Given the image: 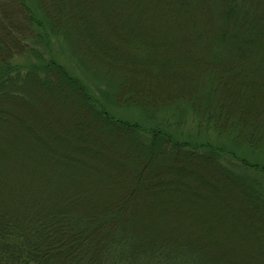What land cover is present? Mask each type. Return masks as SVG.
<instances>
[{"label": "rangeland", "instance_id": "1", "mask_svg": "<svg viewBox=\"0 0 264 264\" xmlns=\"http://www.w3.org/2000/svg\"><path fill=\"white\" fill-rule=\"evenodd\" d=\"M108 1L79 0L86 24L81 31L89 35L82 37L80 55H87L90 67L88 71L79 67V75L91 80L90 72L109 78L115 74L119 102L152 107L191 98L194 89L208 82L207 48L190 45L179 32V38L172 39L169 25L163 37L161 19L150 20L148 11L140 14L128 0L115 6ZM133 35L158 47L146 62L128 46ZM15 36L0 23V54L24 50ZM32 59L19 55L13 62L23 66ZM227 75L218 93L226 119L239 118L247 126L264 128V72L244 68ZM50 91L36 98L28 94L26 106L34 112L21 113L22 103H16L11 112L18 111L12 118L17 123L4 121L0 126V220L9 217L30 223L45 213L65 212L105 216L115 205L126 203L125 216L132 213L139 228L154 238L189 243L216 262L264 264L263 212L212 162L159 167L147 174L151 185L141 187L134 168L140 160L123 136H99L106 130L75 98ZM195 129L188 121L183 131ZM197 136L218 139L211 132ZM136 185L141 190L130 194Z\"/></svg>", "mask_w": 264, "mask_h": 264}, {"label": "trees", "instance_id": "2", "mask_svg": "<svg viewBox=\"0 0 264 264\" xmlns=\"http://www.w3.org/2000/svg\"><path fill=\"white\" fill-rule=\"evenodd\" d=\"M121 1L107 3L115 6ZM128 3L139 7L140 14L148 11L150 20L160 18L163 37L169 25L172 39L181 36L190 45L207 48L208 82L194 89V96L157 107L119 102L115 74L109 78L90 72L91 80L78 74L79 67L90 68L87 55H80L82 37L89 35L81 31L86 24L79 0H0V23L24 44L21 53L0 54V126L4 121L17 123L12 118L18 111L11 112L16 103H22L18 105L21 113L34 112L26 106L28 94L36 98L48 90L56 96L64 91L106 130L99 136H123L127 147H132L140 160L134 168L141 187L151 185L147 174L159 167L212 162L264 215V128L247 126L239 118L226 119L218 94L229 70L264 72V0ZM131 37L132 53L146 62L157 45ZM19 55L34 59L22 66L13 62ZM188 121L194 123L195 132L183 131ZM209 132L218 139L196 138ZM134 187L130 194L141 190ZM113 208L105 216L65 212L45 213L30 223L9 217L0 220V264H228L216 262L203 250H193L189 243L165 242L143 232L132 213L125 216L126 203Z\"/></svg>", "mask_w": 264, "mask_h": 264}]
</instances>
